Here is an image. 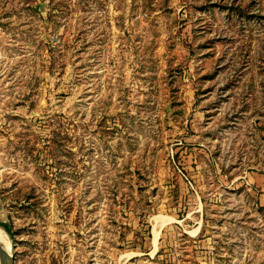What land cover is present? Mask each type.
I'll return each instance as SVG.
<instances>
[{"label": "rangeland", "instance_id": "1", "mask_svg": "<svg viewBox=\"0 0 264 264\" xmlns=\"http://www.w3.org/2000/svg\"><path fill=\"white\" fill-rule=\"evenodd\" d=\"M0 231L15 264H264V0H0Z\"/></svg>", "mask_w": 264, "mask_h": 264}, {"label": "water", "instance_id": "2", "mask_svg": "<svg viewBox=\"0 0 264 264\" xmlns=\"http://www.w3.org/2000/svg\"><path fill=\"white\" fill-rule=\"evenodd\" d=\"M13 251V243H11V249L7 250L6 246L0 242V264H15L16 256Z\"/></svg>", "mask_w": 264, "mask_h": 264}, {"label": "bare ground", "instance_id": "3", "mask_svg": "<svg viewBox=\"0 0 264 264\" xmlns=\"http://www.w3.org/2000/svg\"><path fill=\"white\" fill-rule=\"evenodd\" d=\"M0 242L6 246L7 250L11 249V243L7 244L1 237H0Z\"/></svg>", "mask_w": 264, "mask_h": 264}, {"label": "crops", "instance_id": "4", "mask_svg": "<svg viewBox=\"0 0 264 264\" xmlns=\"http://www.w3.org/2000/svg\"><path fill=\"white\" fill-rule=\"evenodd\" d=\"M1 232V231H0Z\"/></svg>", "mask_w": 264, "mask_h": 264}]
</instances>
